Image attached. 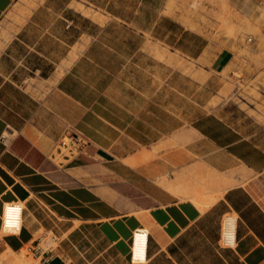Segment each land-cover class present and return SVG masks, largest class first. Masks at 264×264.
I'll use <instances>...</instances> for the list:
<instances>
[{
	"label": "crops",
	"instance_id": "crops-1",
	"mask_svg": "<svg viewBox=\"0 0 264 264\" xmlns=\"http://www.w3.org/2000/svg\"><path fill=\"white\" fill-rule=\"evenodd\" d=\"M53 1L40 0L7 29L23 1L0 0V215L5 202L24 206L20 235H0L4 249L32 251L44 228L57 247L33 252L29 264H96L110 249L121 264H264L256 179L264 178V127L250 131L224 108L209 109L212 76L239 68L244 43L220 46L209 25L173 0L169 15L159 8L141 23L137 8L127 14L111 0L100 20L73 0ZM204 2L229 11L253 48L264 43V0ZM179 57L195 64L193 73ZM195 84L205 101H195ZM70 133L83 143L71 141L73 151L57 157ZM164 162L177 168L172 184L190 167L249 178L201 208L159 181ZM226 213L238 217L234 247L220 243ZM138 228L149 233L144 263L131 259ZM98 239L104 246L92 254Z\"/></svg>",
	"mask_w": 264,
	"mask_h": 264
},
{
	"label": "rangeland",
	"instance_id": "rangeland-1",
	"mask_svg": "<svg viewBox=\"0 0 264 264\" xmlns=\"http://www.w3.org/2000/svg\"><path fill=\"white\" fill-rule=\"evenodd\" d=\"M23 5L18 9L17 15H13V19L6 22L5 27L8 29L17 21H22V16L30 12L31 8L37 6L40 0H22ZM65 0H54L55 5H59ZM73 0V5L83 11L84 13L93 16L94 18L105 19L101 14L108 9L109 5L116 10L129 13L138 9V13L135 15V23L149 22L159 12V8H162L163 15H169L171 13V6L169 0H151L150 4L143 6L140 4V0ZM205 0H173L174 8L178 10L187 11L190 18L201 21L205 25H209L210 31L213 32V37L219 38V45H225L226 42L241 41L244 43L243 48L240 49V54L243 56L242 63L239 64V68L234 71H224L223 73L212 76V82L210 83V96L211 100L209 103V109L211 111H218V108H224L223 115L235 122L241 124L243 128L250 131H258L260 125L264 127V43L259 44L258 50L248 41L249 37L239 36V30L235 27L231 16L232 14L226 9L221 11L210 10L204 2ZM109 3V4H108ZM169 27V22L166 23ZM6 37V36H5ZM8 38V36L6 37ZM227 40V41H226ZM178 65L184 71L191 72V67H195L194 63H190L186 67V60L182 57L178 59ZM195 75V74H193ZM178 79H183L178 77ZM181 84V80H179ZM217 90V91H215ZM195 101H205L207 94L197 90V85H194ZM201 111V108L195 105L194 113ZM61 141L56 149L55 153L57 157L63 158L64 154H70L69 145L71 141L81 139L78 133H70ZM66 145H62L63 143ZM83 142V140H82ZM161 149V148H159ZM157 149L156 151H158ZM186 178L180 177L176 184L170 183V178L176 175L177 168L173 163L163 164L162 175L159 177V181L165 185L168 189V185L172 187H178L181 189H187L193 195L212 193L219 189L220 185L224 186L227 182H231L230 186L226 185L223 188L228 189L231 186L244 183L248 178V174L240 170H230L225 173L216 174L211 170H200V169H185ZM184 172V170H183ZM223 181H222V180ZM259 187L264 192V178L256 177ZM182 180V181H181ZM222 182V183H221ZM189 183L193 184V187ZM198 193H197V192ZM211 191V192H210ZM222 191V190H221ZM186 197V196H185ZM23 206V205H22ZM24 210V206H23ZM36 243L33 250H30L31 245L25 247L22 251L14 252L10 249H4V246L0 244V264H21L19 260L23 261V264H29L33 261V252L40 250L51 251L57 247V237L52 230L41 228L36 233ZM95 238H98L95 235ZM99 240V239H98ZM49 244V245H47ZM103 243L99 240L98 243L92 247V254L95 250H102ZM98 252V251H97ZM112 254V250L105 252L96 264H121V261L115 257H109ZM26 255H29L28 258Z\"/></svg>",
	"mask_w": 264,
	"mask_h": 264
},
{
	"label": "built area",
	"instance_id": "built-area-1",
	"mask_svg": "<svg viewBox=\"0 0 264 264\" xmlns=\"http://www.w3.org/2000/svg\"><path fill=\"white\" fill-rule=\"evenodd\" d=\"M77 143H83L82 140L77 139L74 140ZM73 142V141H72ZM72 146L73 144L70 143ZM62 145L67 144L64 142ZM73 151L72 148H70ZM139 236L145 239L144 243V259H135V251H134V243L136 241V237ZM148 242H149V233L145 228H138L134 231L132 237V247H131V259L135 263H144L147 259L148 252ZM220 243L226 247H234L238 243V217L234 213H226L223 216L221 223V234H220Z\"/></svg>",
	"mask_w": 264,
	"mask_h": 264
},
{
	"label": "bare ground",
	"instance_id": "bare-ground-1",
	"mask_svg": "<svg viewBox=\"0 0 264 264\" xmlns=\"http://www.w3.org/2000/svg\"><path fill=\"white\" fill-rule=\"evenodd\" d=\"M157 149H159V147H156L154 149V151H156ZM153 153H147L145 152V156L146 159L149 158L150 156H152ZM222 180V179H221ZM182 181V180H181ZM223 181V180H222ZM222 183V182H221ZM232 183L231 182H227L226 181V185L230 186ZM226 185H220L219 189L215 192L212 193H205L203 194H199V195H193V193L189 192V190L184 189L181 187H172L170 185H168V187L170 188L169 190L173 191L174 193L181 195V197H189L190 199H192L199 207L204 208L207 206H210L211 204H213L214 202H217V200L219 199L220 196L223 195V188L226 187ZM222 190V191H221ZM211 192V191H210ZM212 206V205H211ZM205 210V209H204ZM144 243H145V239L141 238L139 236L136 237V241L134 243V251H135V259H144ZM49 245V244H47ZM12 251V250H11ZM14 253V251H13ZM21 264H23L22 260H19Z\"/></svg>",
	"mask_w": 264,
	"mask_h": 264
},
{
	"label": "clouds",
	"instance_id": "clouds-1",
	"mask_svg": "<svg viewBox=\"0 0 264 264\" xmlns=\"http://www.w3.org/2000/svg\"><path fill=\"white\" fill-rule=\"evenodd\" d=\"M0 235L19 236L23 222V206L20 202H5L3 214L0 215Z\"/></svg>",
	"mask_w": 264,
	"mask_h": 264
}]
</instances>
